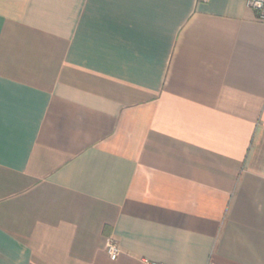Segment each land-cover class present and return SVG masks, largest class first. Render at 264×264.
Listing matches in <instances>:
<instances>
[{"label":"crops","instance_id":"obj_1","mask_svg":"<svg viewBox=\"0 0 264 264\" xmlns=\"http://www.w3.org/2000/svg\"><path fill=\"white\" fill-rule=\"evenodd\" d=\"M0 264H264L255 12L0 0Z\"/></svg>","mask_w":264,"mask_h":264},{"label":"built area","instance_id":"obj_2","mask_svg":"<svg viewBox=\"0 0 264 264\" xmlns=\"http://www.w3.org/2000/svg\"><path fill=\"white\" fill-rule=\"evenodd\" d=\"M245 5L255 12L259 22L264 23V0H242ZM106 254L110 261H115L119 254V249L115 243L108 241L105 246Z\"/></svg>","mask_w":264,"mask_h":264}]
</instances>
